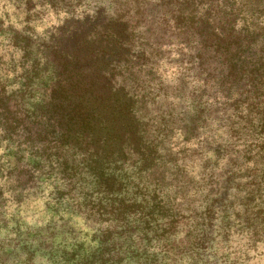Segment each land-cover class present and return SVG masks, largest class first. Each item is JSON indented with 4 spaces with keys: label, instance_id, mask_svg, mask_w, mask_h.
<instances>
[{
    "label": "clouds",
    "instance_id": "1",
    "mask_svg": "<svg viewBox=\"0 0 264 264\" xmlns=\"http://www.w3.org/2000/svg\"><path fill=\"white\" fill-rule=\"evenodd\" d=\"M0 264H264V0H0Z\"/></svg>",
    "mask_w": 264,
    "mask_h": 264
},
{
    "label": "trees",
    "instance_id": "2",
    "mask_svg": "<svg viewBox=\"0 0 264 264\" xmlns=\"http://www.w3.org/2000/svg\"><path fill=\"white\" fill-rule=\"evenodd\" d=\"M73 43H75V41H73ZM79 68H80L79 63H77L75 69H67V71L69 72V75L72 76L79 70ZM81 85H82V81H80V82L76 81L73 84V91H75L77 89L78 93L82 92V91H87V92H90L94 96L96 95L95 89H94V82H93L92 86L88 89L87 88L81 89L80 88ZM97 99H98V104L100 107H103V105H106V104L115 103L116 110H117L116 115L122 116L124 109H123V106L121 105L119 99H115L113 101V98L110 96H104V97L100 96V97H97ZM70 119H74L81 124H85V126L87 127L90 125L91 113L87 114L86 109H84L83 105H81L80 108H78L76 111L71 113Z\"/></svg>",
    "mask_w": 264,
    "mask_h": 264
}]
</instances>
